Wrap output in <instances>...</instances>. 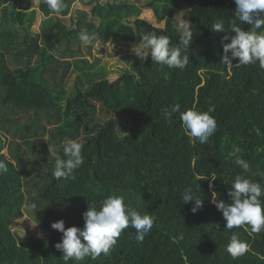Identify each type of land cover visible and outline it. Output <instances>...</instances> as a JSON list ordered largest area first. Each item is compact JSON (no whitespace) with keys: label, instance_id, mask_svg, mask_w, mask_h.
Listing matches in <instances>:
<instances>
[{"label":"trees","instance_id":"trees-1","mask_svg":"<svg viewBox=\"0 0 264 264\" xmlns=\"http://www.w3.org/2000/svg\"><path fill=\"white\" fill-rule=\"evenodd\" d=\"M76 1L64 0L66 8L57 14L46 0L35 8L33 0H0L2 128L9 132L5 119L11 115L1 111L44 115L51 126L48 131L33 121L34 129L27 126L13 134L26 140L31 164L19 142L7 143L8 136L0 133V160L8 167L0 175V264H65L55 248L62 233L51 224L63 220L65 228H83L89 205L99 209L110 195H123L139 214L154 216L153 228L137 243L129 226L108 255L68 264H264V231L252 232L248 225L226 230V220L213 203L229 202L237 175L264 184V68L259 62L238 64V58L231 67L221 63L225 33L212 28L223 21L228 31L232 23H240L233 21L234 0H152L142 7L129 0H89L90 13L78 11L71 18ZM144 10L153 12L157 25L141 18ZM38 11L44 19L40 33L32 34ZM181 12L192 36L182 51L190 61L184 69L158 65L148 49L147 59L135 60L130 71L111 81L106 67L83 55L81 31L95 34L93 42L135 47L144 32H154L179 46L184 30L176 16ZM7 55L20 67L8 68ZM69 76H75L70 87ZM174 103L181 112L215 107L211 115L217 131L207 143L193 142L179 113L171 122L164 119L161 110ZM105 113L111 117L104 119ZM121 117L130 126L126 135L120 134ZM69 139L84 145V162L72 177L58 180L52 176L55 160L65 158ZM9 146L12 158L3 153ZM49 147L56 149L49 152ZM237 147L250 164L249 172L232 163L230 153ZM188 187L203 201L196 214L191 212L194 202L183 204L181 194ZM26 203L36 207L28 209ZM26 210L38 217L44 236L14 230ZM232 232L249 244L246 254L233 257L227 252Z\"/></svg>","mask_w":264,"mask_h":264},{"label":"clouds","instance_id":"clouds-1","mask_svg":"<svg viewBox=\"0 0 264 264\" xmlns=\"http://www.w3.org/2000/svg\"><path fill=\"white\" fill-rule=\"evenodd\" d=\"M46 3L49 9L57 14L66 8L64 0H46ZM234 3L236 8L233 21L240 23H232L228 31H225L223 21L212 26L213 32L225 33L220 41L223 48L221 63L231 67L233 60L238 58V64L248 65L259 62L260 67L264 68V0H234ZM240 24L250 26L249 30L245 31ZM79 40L83 45H90L96 40V36L81 31ZM191 40L192 36L187 27L181 36L179 46H172L166 35L144 32L139 45L132 48V52L141 59H147L145 51L150 49L151 59L158 65L184 69L190 61L187 54L182 55V51H187ZM226 41L230 42L226 43ZM180 109L181 105L174 103L161 110L162 116L171 122L173 114L179 113L182 126L193 142L207 143L217 131L216 119L211 115L215 107L210 105L206 111L195 107L183 112ZM83 147L84 145L77 139L65 141L63 148L65 158L55 160V170L52 173L55 179H68L73 176L75 170L84 162ZM238 153H241L238 147L230 153V156H234L232 163L244 172H249V162L242 158V153L237 155ZM7 172V164L0 160V175ZM230 186L229 202L213 199L217 210L226 220V230L248 225L252 232L264 231V200L261 199L264 197V184L237 175ZM181 195L183 204L194 202L191 208L192 214H196L202 208L203 201L193 188H186ZM25 207L34 209L36 205L26 203ZM83 221V228L76 226L65 228L63 220L51 224L52 229L62 233L61 241L55 244V248L62 253L65 264H68L70 260L82 261L89 256L96 258L102 253L108 255L116 244L117 238L129 226L135 229V241L142 243L153 228L155 217L139 214L126 205L123 195H110L103 200L99 209L89 205L88 210L83 213ZM216 227L218 228L219 225ZM249 247V244L241 240L237 233L232 232L226 250L233 257H237L246 254ZM261 258L264 259V257Z\"/></svg>","mask_w":264,"mask_h":264},{"label":"rangeland","instance_id":"rangeland-1","mask_svg":"<svg viewBox=\"0 0 264 264\" xmlns=\"http://www.w3.org/2000/svg\"><path fill=\"white\" fill-rule=\"evenodd\" d=\"M39 0H33V6L34 8L37 6ZM89 0H78L73 4L72 7V12L69 17H77L78 11L81 12H86L87 14L90 13V7L87 6ZM105 1V0H101ZM130 2L142 7L146 3L152 1V0H129ZM186 9V8H185ZM69 17L65 20L66 25L70 26V21ZM177 21H178V26L179 29L185 30V27H188L187 23V17L185 12H181L177 14ZM141 18L150 23L151 25H157L156 24V19L152 11L144 10ZM43 16L42 14L38 11L37 12V17H36V22L34 26L31 29L32 34H38L40 33V25L43 21ZM164 23L158 25V27H163ZM125 43V44H124ZM132 48H135V46H132L126 42H120V41H110L108 43H100V42H92L90 45H81V49L83 51V55L90 61H96L98 62L99 66H104L109 72L108 78L111 81H114L117 79L121 74H123L125 71H130L131 70V64L135 60L143 61L144 59H141L137 56L134 55L132 52ZM20 49H17V51ZM148 54V50L145 51V57ZM6 63L7 67L10 68L11 70H15L16 68L20 67V64L17 62H14L11 60L10 56H6ZM75 76H69L67 77V83L68 87H70L73 83V79ZM99 109V115L101 114L102 108L98 106ZM17 112V111H14ZM14 112L10 113L7 111H1V114H10L11 116L9 118H6L5 120L8 122L6 124L7 128L9 129V132H6L2 128V123H0V133L3 135L8 136V141H18L20 148L24 152V158L25 161L29 164H31L32 161V156L30 153L27 152V147L25 146L24 142L20 140L19 138H14L13 134L17 131H19L21 128H26L27 126H30L32 129L35 128V125L33 121L38 123L40 126L47 127V129L51 128V126H48L46 124V119L44 118V115H39L38 118L35 117V114L30 113H22L18 115H12ZM103 118H110L111 116H108L103 114ZM117 120L120 121V123L124 126L123 131L120 133L121 135H126L129 133L130 126L126 118H118ZM48 131H51L49 129ZM31 137V136H30ZM29 137V138H30ZM28 138V139H29ZM18 139V140H17ZM34 140V138H31ZM42 140L46 142V145L48 144L47 137H41ZM56 148L54 147H49V152H54ZM26 152V153H25ZM3 153L8 155L10 158H12V154L14 153V150L12 149L11 146L7 147ZM14 230L19 231L21 234L25 233H32L37 236H44V233L42 232L41 225H40V220L36 215H34V212L32 211H25L24 217L19 220L15 227Z\"/></svg>","mask_w":264,"mask_h":264}]
</instances>
